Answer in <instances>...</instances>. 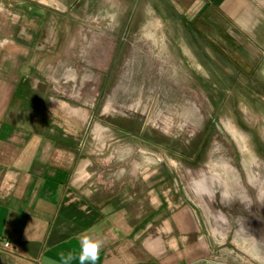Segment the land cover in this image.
I'll use <instances>...</instances> for the list:
<instances>
[{
    "label": "crops",
    "instance_id": "0c3cea01",
    "mask_svg": "<svg viewBox=\"0 0 264 264\" xmlns=\"http://www.w3.org/2000/svg\"><path fill=\"white\" fill-rule=\"evenodd\" d=\"M151 1L153 10L162 6L198 23L238 73L254 77L249 90L263 91L264 107V0ZM144 2L0 0V264H65L69 255H78L85 233L104 241L97 264L207 261L213 250L208 237L217 236L207 227L208 212L196 210L160 166L139 179L120 169L114 181H98L93 136L87 133L81 147L82 132L72 128L88 114L54 93L43 66L47 44L102 42L106 34L93 30L94 22L109 26L111 20L93 19H121L144 10ZM260 129L257 139L264 138V121ZM257 168L242 163L247 187L264 201V176L257 185L251 174ZM100 173L105 177L106 169ZM221 176L215 178L221 201L243 202L234 172L226 186ZM203 191L209 193L194 187L196 197Z\"/></svg>",
    "mask_w": 264,
    "mask_h": 264
},
{
    "label": "rangeland",
    "instance_id": "374dc122",
    "mask_svg": "<svg viewBox=\"0 0 264 264\" xmlns=\"http://www.w3.org/2000/svg\"><path fill=\"white\" fill-rule=\"evenodd\" d=\"M151 3L121 19H93L111 20L94 22L93 30L106 34L102 42L47 44L43 66L53 91L88 114L72 128L82 132L81 147L87 133L93 136L98 181H114L120 169L139 179L160 166L209 214L207 227L217 236L209 235L213 250L203 264H264V201L242 169L256 164L251 174L262 184L264 138L256 136L263 135V91L249 90L254 77L238 73L198 23ZM88 51L92 56H83ZM232 171L243 202L221 201L215 178L222 175L226 186ZM200 185L209 193L196 197Z\"/></svg>",
    "mask_w": 264,
    "mask_h": 264
},
{
    "label": "clouds",
    "instance_id": "9594fccd",
    "mask_svg": "<svg viewBox=\"0 0 264 264\" xmlns=\"http://www.w3.org/2000/svg\"><path fill=\"white\" fill-rule=\"evenodd\" d=\"M103 246L104 241L102 239L93 237L87 233L82 234L79 240L78 255H69L65 259V264H68L73 259L78 260V264H97Z\"/></svg>",
    "mask_w": 264,
    "mask_h": 264
},
{
    "label": "built area",
    "instance_id": "2783aa9c",
    "mask_svg": "<svg viewBox=\"0 0 264 264\" xmlns=\"http://www.w3.org/2000/svg\"><path fill=\"white\" fill-rule=\"evenodd\" d=\"M3 247L5 249H11L12 248V244H11V242L4 240L3 241Z\"/></svg>",
    "mask_w": 264,
    "mask_h": 264
}]
</instances>
